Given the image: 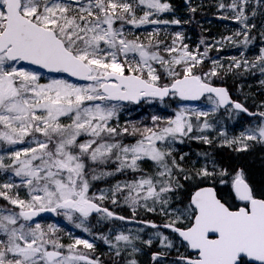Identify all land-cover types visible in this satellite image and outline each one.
I'll use <instances>...</instances> for the list:
<instances>
[{"label":"snow or ice","instance_id":"1","mask_svg":"<svg viewBox=\"0 0 264 264\" xmlns=\"http://www.w3.org/2000/svg\"><path fill=\"white\" fill-rule=\"evenodd\" d=\"M251 3L252 0H231L227 5L218 4L219 9L232 13L221 18L238 22L241 28L217 43H236L235 38L242 35L240 43L246 46L254 39L249 33L256 26L248 23L250 17L245 11ZM256 3L264 8V0ZM141 8L143 14L137 17L136 10ZM196 10L189 9L193 13ZM169 11L172 5L162 0H0V142L29 144L7 153L11 163H5V155L0 154V169L21 177L29 197L22 199L13 193L20 185L0 184V198L19 209L0 207V264H102L99 258L90 256L95 245L88 239L73 238L65 245L55 225L45 228L40 223L27 222L40 213L55 212L70 222L78 220L75 227L88 233L91 229L86 222L93 213L98 214V222L129 221L134 220L139 207L150 213L159 210L168 218L163 227L178 235L187 253L178 256V264H264V190L257 191L242 168L234 174L215 166L210 170L207 165L186 169L173 154L174 142L183 143L184 137L212 143L208 136L191 135L194 129L202 132L213 127L209 111L181 105L172 117L152 115V126L138 127L129 122L119 126L118 116L124 106L120 102L139 105L158 100L164 104L166 97L197 101L207 93L215 96L207 97L214 105L213 113L230 105L261 118L258 126L233 139L220 133L225 137L224 144H239L237 151H247L249 141L264 144V111L249 112L244 104L231 99L226 87L211 84L210 79L223 68L213 60L212 66L204 69L211 44L201 39L190 50L180 33L175 34L171 45L156 39L158 33H149L146 39L127 38L126 24H180L177 19H153ZM256 14L253 10L251 16ZM117 21L121 23L114 27ZM200 45H204L203 52ZM129 54L135 55L129 58ZM20 62L66 73L87 83L76 84L64 78L41 83L40 73L18 67ZM242 66L246 70L258 67L264 74V47L253 61L233 57L228 70ZM165 78L168 82H162ZM260 83L264 85V80ZM193 117L198 122L203 118L202 124H194ZM114 118L117 124L111 126ZM125 137L134 142L125 143ZM145 161L152 162L156 170L146 172L142 168ZM109 162L116 164L114 170L100 167ZM126 169L142 174L134 180L118 181L99 193L90 192L92 181ZM229 175L230 181L224 179ZM217 177L220 184H231L240 206L221 198L213 186H199V182ZM181 178L193 182L196 190L186 205L172 207L173 197L185 189ZM120 194L133 213L131 218L103 206L109 199L113 205L119 204ZM142 223L159 227L151 221ZM156 235L162 247H175L167 235ZM97 238L108 244L116 257L128 247L129 256L140 251L133 242L140 240L138 235L120 232L113 240L101 233ZM143 243L151 246L153 240ZM166 254L153 253L152 260ZM126 264L138 262L128 259Z\"/></svg>","mask_w":264,"mask_h":264},{"label":"rangeland","instance_id":"2","mask_svg":"<svg viewBox=\"0 0 264 264\" xmlns=\"http://www.w3.org/2000/svg\"><path fill=\"white\" fill-rule=\"evenodd\" d=\"M201 1L202 0H189V2H187V3H190L191 5L193 3L194 6H198ZM210 1L212 2L213 7L217 11H219V12H215L216 17L221 18L222 16H225V15H228V16L232 15L230 10L219 9V7H218V4L220 2H223L227 5V4L231 3V0H210ZM84 2H86V0H81V3H84ZM162 2L170 3L172 5V11L161 13L158 16H154L153 19L167 20V21H172L174 19H177V20L181 21V19L183 18V13L185 12V10L187 8L186 4L183 3L184 0H162ZM253 10L256 11V13H257L256 15L261 16V21H260V24L258 27L259 40L255 45H252L254 47L253 49H255L254 52L252 53V61L255 59L256 56H258L260 54V49L262 47H264V36L261 35V33L264 32V8L260 7V5H258L256 3V0H252V3L249 6H247L245 9L246 14L249 15V17H250V19L248 21L249 24H253L252 19L254 17L251 16V13ZM142 13H143L142 8L136 10V15L140 16V15H142ZM211 23L213 26H215L217 28H222L223 34L221 35V37H220V35H216L217 36L216 42L221 41V38H223V37H227V36L232 35L234 32H236L237 30H239L241 28V25L238 22H235L231 19L222 20V22H217V20L213 19L211 21ZM164 25H172V27H170V28H163L165 30L166 34H168L170 42H172L176 33H180L183 36V43L187 44L189 46L190 50H193L197 47V43H193V39L191 38V35L185 33L184 27H182L181 24L169 23V24H164ZM235 39L237 41L236 43H233V42L228 41V40H223L221 43H216V45H215L216 48H220L222 46H227L228 44H233L232 47L235 49V53H233V54L223 55L222 57H215L213 59V60H218L223 65V68L229 67V65L232 63L233 57L238 58V59H241V58H246L247 60L249 59L245 55V51H247L248 49H241L242 47H240V46H242V43H240V41L243 40V36L241 35L239 37H236ZM228 48H230V47H228ZM242 54H243V56H242ZM133 55H135V54H129V58H132ZM17 66L18 67H24L27 69H31V70H34V71L40 73V76H41L40 82L41 83H47V82H49L50 79H53V78H64V79L70 80L73 83H76V82L72 81L71 79H69L68 77H66L65 75H63L62 73L46 74V73L40 71L39 69H37L33 66L24 65L21 62ZM221 69H219V70H221ZM254 69H255V74L251 76V79L254 80V82L253 83H248L245 81L240 82L236 85V87L232 91L235 93V95H238V96H236L237 99H242L245 97H239V96H245L246 94L248 95V93H250V90H249L250 87L252 85H254L256 88L252 92L254 94H256L257 96H259L260 100L255 105L253 111L259 112V111H264V107H260L261 102H264V85H262L260 83L261 80H264V74H262L259 71L258 67L254 68ZM162 82H165V79H163ZM76 84H80V83H76ZM241 84H243L244 86H242ZM244 87H245V89H244ZM207 97L203 98L202 100H200L196 103L179 101L178 103H166L167 104L166 106L164 104H161L158 100L152 102L151 104L142 103V104L134 105V106H132L130 103L129 104H123L122 103L124 106L121 109L119 116H118L119 126L123 127L126 122L136 123L138 127H143L144 125L152 126V121H151L152 115H159L161 117H172L175 114V110H177L181 105H184V106H188L189 108L195 107V108H199V109L204 110V111H209L210 116L216 115L218 113L220 116H223L224 117L223 119L219 118L215 121H210V123L213 125L212 128L204 129L202 132H195V129H194V132L191 135H205V136H208V138L212 140V143L218 142L219 144L229 146V145L223 143V140L225 139V137L219 135L220 133H225L227 139H233L234 137L239 136L241 132H245L246 129L254 128L261 123V118L258 115L253 116V117H250V116L247 117V116H244L243 113L233 110L231 107H228L224 110H220V108H219L213 113V112H211V109L214 107V105L207 99ZM253 101L255 104V100H253ZM192 119H193V123L195 124L196 123L195 118H192ZM63 122L67 123L68 121L66 119H64ZM197 123L201 124V121L200 122L197 121ZM116 124H117V121L115 118L112 121H110L111 126H116ZM37 135L39 136V134H37ZM81 139H87V137H81ZM183 140H184L183 143H186V141H188V140H193L196 142H202L200 140L189 139L187 137H184ZM131 142H134L133 138H132ZM183 143H181L179 141L174 142V152L179 151L180 149H179L178 145L183 144ZM248 143L250 145L254 144V142H251V141H249ZM257 144H259V143H257ZM260 145H264V144H260ZM28 146H29V144L27 142L24 144H18V145H6L3 142H0V154L5 155V157H6L5 163H11V161L7 159V153H9L11 151H15V150L20 149V148L28 147ZM232 146H235L237 148L240 147L239 144H235ZM182 153L185 154L187 152H181L179 154V156L183 155ZM179 156H178V158H180ZM187 163H190L189 166L195 167V169H199L205 165H207L210 170L213 168V166H215L217 170L224 169L220 165L213 162L212 160L205 159L204 157H201V156H198V158H195V160L190 159L189 162L187 161ZM142 168L148 173H152L156 170L154 164L150 161H145L142 164ZM129 171L132 172L131 170H129ZM132 173H133V175L131 178L124 179L121 182L137 179L142 174L140 172H132ZM178 175H179V173H178ZM224 179L230 181L231 175L224 177ZM219 180H220V177H217L216 180L210 181L211 183L215 184V186L217 187L218 195L221 198L227 200L232 205H233V203H234V205L237 204L239 201H237L234 198V195L232 194L231 184L230 183L220 184ZM4 182H12L16 185H20V187L13 190V193H18L20 198H22V199H28L29 198L27 195V188L25 186H23V184H22V178L14 176V174L11 172V170L4 171L3 169H0V184H2ZM92 184H93V187L90 190V192H95V190H94L95 181H92ZM105 189H110V188H105ZM99 191L100 190H98L96 192L99 193ZM176 197H179V199H177ZM187 203H188V201L181 200V191H180L176 194V196L173 197L172 207H176L177 204H180V206L183 207ZM0 207H6V208H9L13 211L19 210L16 206L11 205L7 200H5L3 198H0ZM129 216L130 217L133 216V213H132L130 207H129ZM140 217L144 220H149V219H145V218L154 217V219H158L161 223H166L167 219H168L166 216L161 215L159 213V210L155 213H150V212H147L143 207H139L136 211V214H135V218H140ZM98 220H99L98 214L92 215L88 218V220L86 222V226L91 229V232H88V233L84 232L81 228L75 227V222H79L78 220H76L75 222H70L62 214L54 213L53 215H51L49 218L46 219V222L48 224H54L56 227H58V225L60 223L65 226V228L63 230V232H64L63 239L61 241L65 245L72 242L73 238H84V239H88L90 242H93L95 247H96L97 246V237L99 236L100 232H103V226L108 221V220H100L98 222ZM27 223H31L33 225L35 223H40L42 225V221H40L39 219L30 221ZM109 224H111V226L107 229L108 231L105 234L109 235L111 238H113V240H114L115 235H117L120 232H123L124 234H128L130 236L138 235L140 237V240H134L133 241L135 246L138 247L140 249V251L129 256V259L137 260L138 264H144L147 260L146 255H144V253H143V250L146 251V248L148 247V245L144 244L143 241L148 240L150 238L153 240L152 246L161 248V251H164L165 253H173L174 251H179V247H180L182 254L186 253L185 247L181 246V242H179L177 237L175 238V240L172 239L173 235L171 234V232L169 230L152 229L151 227H148L144 224H140V223H137L134 221H129V223H127V222H121V223L115 222V223H109ZM141 229H143V231H140ZM109 230H111V231H109ZM158 232L163 233L164 235H167L169 237V239H171L174 242L175 247H173L171 249H167V248L162 247V245L160 244V237L156 235V233H158ZM120 243H121V245L124 244V242H120ZM103 245L105 246V248L110 249L108 244H103ZM128 248H129V253H130L131 248L130 247H128ZM65 251H67V250L65 249ZM84 251L87 252L88 250H84ZM89 254H90V256H92L93 252H91ZM160 262H161V264H168L169 263L168 260H162V259H160Z\"/></svg>","mask_w":264,"mask_h":264},{"label":"trees","instance_id":"3","mask_svg":"<svg viewBox=\"0 0 264 264\" xmlns=\"http://www.w3.org/2000/svg\"><path fill=\"white\" fill-rule=\"evenodd\" d=\"M183 3L186 4L187 8L185 10L186 12L183 13V18L181 19L180 24L182 25V27H184L185 33L190 34L191 38L193 39V43H197V45H199L201 39H204L206 43L212 45V47L209 50L208 57L205 58V62H204L205 70H207L208 68L212 66V61L215 57H219V56L221 57L223 55L235 53V49L232 47L233 44H228L227 46H222L220 48L215 47L217 43L216 35L218 34L220 36L222 35L221 33L222 28H217L213 26L211 21L215 19L217 20V22H222V20H227V19L216 17L215 12H219V11H217L213 7L212 2L210 0H202L198 6H194L193 3L192 5L190 3H186V0H184ZM191 7H195L197 10L193 13L189 11ZM137 17L139 16L137 15ZM260 21H261V16L259 15H256L252 19V22L253 24H255L256 27L249 33V35L253 37L254 39H252L248 45L245 46L244 44H242V46H240L242 47L241 49H248L247 51H245V55L247 56V58H249L248 59L249 61H252V53L255 50L253 49L254 47L252 45H255L259 40L258 27H259ZM120 23H121L120 21H117L114 27H119ZM170 27H172V25L145 24V25H140L139 27H136L133 25L126 24L125 33L128 39H134L137 36H139L141 39H146L149 33H158V35L156 36V39L163 41L166 45H170L171 42L169 40V36L168 34H166L165 30L163 29V28H170ZM214 29L217 32H215ZM203 48H204V45H200L201 52H203ZM156 66L158 70H160L159 66L158 65ZM228 69L229 67L227 68L224 67L221 70H219V75L216 77H212L210 79V82L213 84L225 85L234 99L240 101L250 111H253L255 105L260 100L259 96H257L256 94L252 92L256 87L252 85L249 89L250 93H248V95L246 94L245 96H239V97H245L242 99H237L236 96L238 95H235V93L232 90L240 82H244V81L248 83L254 82V80L251 79V76L255 74V69L249 68L246 70L243 66L239 69H233L232 71H229ZM165 82H168L166 78H165ZM252 99L255 100V104ZM177 102L178 100L175 97L174 98L168 97L167 99H165L164 105L166 106L167 105L166 103H177ZM131 105L134 106L133 104ZM219 118L223 119L224 117L220 116L218 113L216 115L209 116L208 119L210 122V121H215ZM202 121H203V118H201V124H202ZM195 132L197 131L195 130ZM131 141H132L131 137L124 138L125 143H130ZM178 147L180 150L173 153L175 157H177V155L181 152H187V155L184 158V160L186 161L188 157L190 159H192L194 156L204 157L205 155H203V153H207L208 155L204 157L205 159L212 160L216 164L220 165L222 168L226 169L230 174H234L237 169H240V168L244 169L249 183L257 191L264 190V145L254 143V144H251V147L247 151H237L236 147L220 145L218 144V142H213L211 144H205L203 142H196L193 140H188L186 141V143L178 145ZM193 152L196 153V155L193 154ZM192 155L193 157H191ZM184 160L181 162L179 161L181 165L183 164L182 166H184V168L186 169L194 168V167L192 168L188 166L189 163L187 165V163H185ZM184 164H186L188 168L185 167ZM100 167L105 171H112L116 167V164L109 162L108 164L101 165ZM122 173L123 172L116 173L114 176L105 177V178L116 179L117 176ZM179 175L182 177V174H179ZM181 181L183 184H185V189L181 190V200L188 201L189 194L194 188L192 186L193 182L191 181L186 182L182 178H181ZM209 183L211 182L203 181V182H199V185L209 184ZM47 225L49 224L46 221H42V226L46 228ZM58 229H60V231L57 233V235L61 238V241H62L64 232H63V225L61 223L59 224Z\"/></svg>","mask_w":264,"mask_h":264},{"label":"flooded vegetation","instance_id":"4","mask_svg":"<svg viewBox=\"0 0 264 264\" xmlns=\"http://www.w3.org/2000/svg\"><path fill=\"white\" fill-rule=\"evenodd\" d=\"M124 179H129V178L118 179L116 181V183L118 181L121 182ZM116 183H114L113 185H115ZM105 188H109V187H107V186H99V187H97L94 190L96 192L98 190L105 189ZM122 196H123V194H120V195L117 196V199L120 201L119 204L113 205L110 202V199H109V200H105L103 202V206L109 208L111 211H113V212H115V213H117L119 215H123L125 217L131 218L129 216V206L123 203ZM235 206H237V207L240 206V202L235 204ZM145 219H149V220H144L141 217L140 218H135L134 217V220H129V221H134V222H137V223H140V224H145V223H142V222L151 220L152 222L156 223L159 227L158 228H152L149 224H145V225L151 227L152 229L169 230L171 232V234L173 235V237H172L173 240H175V238L177 237L176 234L174 232H172L170 229H165L163 227L164 223H161L158 219H154V217L145 218ZM129 221L108 220L103 226V232H100V234L101 233L105 234L108 231L107 229L111 226V224H109V223H115V222H119V223L127 222V223H129ZM103 244H105L104 241L97 238V246L95 247V251L93 252V254L91 256L93 259L99 258V260L102 262V264H126V261L129 259V255H128L129 248H127V250L124 253H122L120 257H116L114 255V252L111 251L108 248H105V246ZM158 252L159 253H165L164 251H161V248L154 247L152 245L148 246L146 248V251L143 250V253H144V255H146V259H147L144 264H161L160 259L168 260L169 261L168 264H174V262H176V264H178L177 258H178L179 255L182 254L181 250H180V247H179V251H174L173 253H167L166 255L161 256L157 261H153L152 260V254L153 253H158Z\"/></svg>","mask_w":264,"mask_h":264},{"label":"water","instance_id":"5","mask_svg":"<svg viewBox=\"0 0 264 264\" xmlns=\"http://www.w3.org/2000/svg\"><path fill=\"white\" fill-rule=\"evenodd\" d=\"M21 63H23V64H25V65H31V64H29L28 62H21ZM31 66H33V67H36V68H38V69H40L41 71H43V72H45V73H48V74H55L56 72H50L49 70H47V69H44V68H42V67H40V66H36V65H31ZM64 75H66L67 77H69L70 79H73V80H75V81H77V82H87V81H82V80H79L78 78H75V77H70L68 74H66V73H63ZM212 84V83H211ZM213 86H217V87H221L222 85H215V84H212ZM222 87H225V86H222ZM205 95H212L214 98H215V96H214V94H205ZM229 95H230V93H229ZM231 97V96H230ZM178 98V97H177ZM202 98V97H201ZM232 99V98H231ZM233 100V99H232ZM234 101V100H233ZM221 107H226V106H221ZM236 110V109H235ZM239 111V110H238ZM206 186H208V185H206ZM201 187H204V186H201ZM196 190V189H195ZM194 190V191H195ZM193 191V192H194ZM191 196V195H190ZM49 213H53V212H43V213H40L39 215H41V214H49ZM38 215V216H39ZM34 218H36V217H34ZM33 218V219H34ZM190 251V250H189Z\"/></svg>","mask_w":264,"mask_h":264},{"label":"bare ground","instance_id":"6","mask_svg":"<svg viewBox=\"0 0 264 264\" xmlns=\"http://www.w3.org/2000/svg\"><path fill=\"white\" fill-rule=\"evenodd\" d=\"M185 12H186V11H185ZM205 29H206V28H205ZM215 29H216V28H215ZM215 29H214V31H215ZM226 30H227V29H226ZM214 31H213V32H214ZM220 31H221V30H220ZM227 31H228V30H227ZM206 32H207V30H206ZM215 32H217V31H215ZM221 33H222V32H221ZM221 33H220V34H221ZM210 34H211V33H210ZM222 34H223V33H222ZM218 35H219V34H218ZM220 37H221V36H220ZM221 49H222V48H221ZM225 49H226V48H225ZM223 50H224V49H223ZM224 54H225V53H224ZM219 55H220V54H219ZM219 57H220V56H219ZM221 57H222V56H221ZM236 78H237V77H236ZM240 79H241V78H240ZM249 80H251V79H249ZM234 82H236V81H234ZM252 83H253V82H252ZM246 84H247V83H246ZM241 85L244 86L243 84H241ZM239 86H240V85H239ZM240 87H241V86H240ZM241 88H242V87H241ZM244 89H245V87H244ZM199 147H201V146H199ZM191 150H192V149H191ZM184 151H185V150H184ZM191 152H192V151H191ZM191 152H190V153H191ZM194 152H195V150H194ZM194 152H193V154L196 155V153H194ZM182 154H183V153H182ZM189 155H191V154H189ZM179 157H180V156H179ZM191 157H193V155H192ZM204 157H205V156H204ZM188 159L190 160L189 157H188ZM188 159H187V160H188ZM187 160H186V162H185V160H184V162L187 163ZM189 160H188V162H189ZM194 160H195V159H194ZM180 162H181V161H180ZM196 162H197V161H196ZM190 163H191V162H190ZM190 163H189V164H190ZM205 163H206V162H205ZM182 165H183V164H182ZM184 165H185V167H187L186 164H184ZM187 165H188V163H187ZM192 165H193V164H192ZM188 166H189V165H188ZM183 167H184V166H183ZM198 167H199V166H198ZM187 168H188V167H187ZM192 168H193V167H192ZM194 168H195V167H194ZM194 168H193V169H194ZM190 169H191V168H190ZM188 188H189V187H188Z\"/></svg>","mask_w":264,"mask_h":264}]
</instances>
